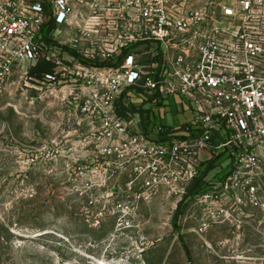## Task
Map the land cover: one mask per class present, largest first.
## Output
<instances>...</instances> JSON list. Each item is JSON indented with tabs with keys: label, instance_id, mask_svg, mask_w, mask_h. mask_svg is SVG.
Masks as SVG:
<instances>
[{
	"label": "built area",
	"instance_id": "obj_1",
	"mask_svg": "<svg viewBox=\"0 0 264 264\" xmlns=\"http://www.w3.org/2000/svg\"><path fill=\"white\" fill-rule=\"evenodd\" d=\"M40 61L140 199L187 201L202 178L196 203L264 210V0H0V82Z\"/></svg>",
	"mask_w": 264,
	"mask_h": 264
},
{
	"label": "rangeland",
	"instance_id": "obj_2",
	"mask_svg": "<svg viewBox=\"0 0 264 264\" xmlns=\"http://www.w3.org/2000/svg\"><path fill=\"white\" fill-rule=\"evenodd\" d=\"M33 67L0 82V264H264L263 209L165 189L140 199L95 150L101 120L85 100ZM205 170L214 177L216 159Z\"/></svg>",
	"mask_w": 264,
	"mask_h": 264
},
{
	"label": "trees",
	"instance_id": "obj_3",
	"mask_svg": "<svg viewBox=\"0 0 264 264\" xmlns=\"http://www.w3.org/2000/svg\"><path fill=\"white\" fill-rule=\"evenodd\" d=\"M54 72V64L47 62V61H40L35 67H33L30 71V76L39 80H42L47 73ZM121 114H124L123 111L120 112ZM203 185L202 178H198L194 181L192 184L189 193L186 195V198L189 196L194 195L197 191L200 190V188ZM182 212L181 204L178 208L177 215H179Z\"/></svg>",
	"mask_w": 264,
	"mask_h": 264
}]
</instances>
